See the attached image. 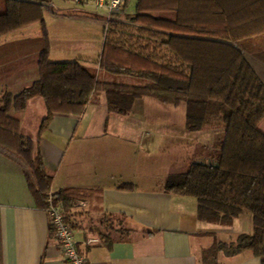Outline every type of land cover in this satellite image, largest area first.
<instances>
[{
    "label": "trees",
    "instance_id": "trees-1",
    "mask_svg": "<svg viewBox=\"0 0 264 264\" xmlns=\"http://www.w3.org/2000/svg\"><path fill=\"white\" fill-rule=\"evenodd\" d=\"M53 2L5 0L0 11V35L41 25V35L31 47L35 68L20 57L17 75L11 77L17 87L0 92V151L23 166L38 207L46 210L51 195L63 203L64 218L75 228L72 210L84 195L70 188L51 192L53 177L36 142L21 132L22 113L31 98L45 102L41 128L57 113L81 115L99 88L108 107L122 114L147 95L168 105L185 104L187 131L199 132L207 122H217L225 136L214 163L189 160L183 172L166 178L164 189L195 197L199 218L209 222L230 225L250 212L253 233L241 234L232 243H216L204 251V258L215 257L219 250H251L264 264V132L258 127L264 118V87L238 69L244 55L264 64V0H138L135 13L111 14L105 20L98 69L134 77L138 84L105 81L78 60L51 61L43 12H55ZM100 226L91 229L109 244L132 231Z\"/></svg>",
    "mask_w": 264,
    "mask_h": 264
},
{
    "label": "crops",
    "instance_id": "crops-1",
    "mask_svg": "<svg viewBox=\"0 0 264 264\" xmlns=\"http://www.w3.org/2000/svg\"><path fill=\"white\" fill-rule=\"evenodd\" d=\"M4 1L0 0V11ZM125 6L126 0L122 11L135 13L127 12ZM73 8L80 5L56 9ZM68 18V23L74 26H93V20H97L85 16ZM36 24L0 35V92L17 87V81L12 85L11 77L17 75L20 57H26L24 64L35 68L31 47L33 39L40 37L42 31L39 36H30L27 32L19 36L17 32ZM48 36L51 61L78 60L98 68L104 27L101 48L95 53H52L51 31ZM29 58L32 59L28 62ZM238 69L257 79L260 89L264 87L262 62L244 55ZM180 106L184 107V132L201 134L208 149H215L214 154L193 156L187 163L191 159L216 160L225 136L224 127L207 122L199 132L187 131L185 104L168 105L147 95L135 100L130 113L122 114L108 107L105 92L99 88L81 115L57 113L41 128L47 115L45 102L39 96L29 100L22 113L21 132L36 142V151L53 177L51 192L68 188L83 191L84 197L76 202L71 220L86 264H263L251 250L236 254L219 250L215 257L204 258V251L216 243H232L241 234L253 233L250 212H243L230 225L209 222L199 218L195 197L164 189L168 174L163 172L162 161L158 164L152 159L161 152L157 140L174 132V121L179 114L175 116L173 110ZM30 114L36 117L30 125L31 136L24 133ZM258 127L264 132V118ZM217 129L221 131L216 137ZM124 185L132 187L124 188ZM105 214L121 217L131 233L127 237L118 236L112 244L99 240L91 228ZM0 264H67L62 246L50 227L47 211L38 207L29 190L23 166L2 151Z\"/></svg>",
    "mask_w": 264,
    "mask_h": 264
},
{
    "label": "rangeland",
    "instance_id": "rangeland-1",
    "mask_svg": "<svg viewBox=\"0 0 264 264\" xmlns=\"http://www.w3.org/2000/svg\"><path fill=\"white\" fill-rule=\"evenodd\" d=\"M56 8H64L68 5L70 6H79L75 0H54L53 3ZM52 4V5H53ZM124 6V5H123ZM123 6L121 11L123 10ZM137 0H126V6L124 9L133 13L136 11ZM54 10L56 12V9ZM81 9H87L93 12H96L100 15H104L110 17V11L106 7L97 8L94 5V1L90 0L88 5H80ZM64 10V9H62ZM44 19L46 22L47 31H51L52 40L54 44V48L52 53H72V52H84V53H95L98 49L101 48L102 40H103V27H105V20L97 19L93 20V26H85L78 25L74 26V24H69L68 17H80L77 15H60V14H52L44 9ZM83 17V16H82ZM67 30L69 33L65 31ZM37 31V33H36ZM75 31V32H73ZM27 32L30 36H39L41 32V25L37 23L33 25L32 28L27 30H22L17 32L19 36H23ZM73 32V33H72ZM97 34V35H96ZM73 39V40H72ZM81 46L86 47L84 50L81 49ZM99 47V48H98ZM89 50V51H87ZM95 69L99 75V77L105 81L110 82H119V83H128V84H138L140 81L134 77L128 76H118L114 74H110L104 71L99 70L95 66L91 67ZM174 109V108H173ZM175 111V112H174ZM184 107L180 106L173 110V113L179 114L177 115L176 121H174V132L171 134H167L164 137L157 140L158 144L161 146V152L159 155L157 154L152 162H158V164L163 162V172L164 174H177L183 172L187 167V159L188 158H198L199 156H208V154H214V148L208 149V145L205 142L206 139H203L201 134L198 133H188L186 134L184 131ZM176 116V114H175ZM34 114H30L27 119V126L24 129L25 134H29L31 136L32 130L30 125L34 123L35 119ZM221 126V125H219ZM221 131V130H220ZM219 129H217L216 137L219 134ZM201 136V137H200ZM205 146V147H204ZM161 162V163H162ZM166 170V171H165ZM149 170H147V174ZM102 221L105 222H99ZM100 225L111 226L120 228L122 230L130 229L129 226L122 222L120 219H107L101 216L94 222L93 227H99ZM102 227V226H100Z\"/></svg>",
    "mask_w": 264,
    "mask_h": 264
},
{
    "label": "built area",
    "instance_id": "built-area-1",
    "mask_svg": "<svg viewBox=\"0 0 264 264\" xmlns=\"http://www.w3.org/2000/svg\"><path fill=\"white\" fill-rule=\"evenodd\" d=\"M78 5H88L90 0H75ZM97 8L106 7L110 14L118 13L124 5V0H93ZM50 227L55 237L62 246V252L67 264H86V258L78 247L75 231L72 225L64 218V206L61 202L54 201L50 195L46 209ZM95 240V239H94Z\"/></svg>",
    "mask_w": 264,
    "mask_h": 264
},
{
    "label": "water",
    "instance_id": "water-1",
    "mask_svg": "<svg viewBox=\"0 0 264 264\" xmlns=\"http://www.w3.org/2000/svg\"><path fill=\"white\" fill-rule=\"evenodd\" d=\"M51 7H54V5H50ZM56 13L60 15H77V16H85L90 18H96L101 20H106L108 17L104 15H100L96 12L87 10V9H81V8H73V9H67V10H56ZM215 162V159H207L206 163L212 164Z\"/></svg>",
    "mask_w": 264,
    "mask_h": 264
}]
</instances>
